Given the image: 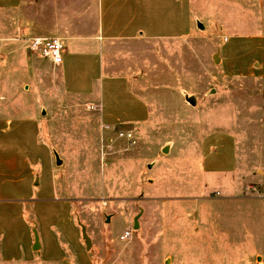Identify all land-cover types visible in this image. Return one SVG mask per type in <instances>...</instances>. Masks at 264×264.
Wrapping results in <instances>:
<instances>
[{"label": "rangeland", "instance_id": "rangeland-1", "mask_svg": "<svg viewBox=\"0 0 264 264\" xmlns=\"http://www.w3.org/2000/svg\"><path fill=\"white\" fill-rule=\"evenodd\" d=\"M11 2L0 0V4ZM98 3L21 0L16 11H0V115L8 114L9 119L33 115L50 127L64 151L56 147L62 159L59 186L92 244L88 254L93 260H79L71 216L55 205L58 224L66 232H50L39 220L46 257L61 264H264V78L226 77L215 57L228 36L264 34V0H191L195 23L190 37L107 45L104 59L110 72L129 76L136 92L155 102V124L144 134L133 132L134 147L119 137L129 130L103 135L97 117L86 115L87 108L80 115L69 113L55 67L29 54L25 46L26 39L43 34L62 37L71 52L81 44L72 36L95 34ZM9 23L16 33L8 36ZM229 38L230 45L237 42ZM251 48L247 52L243 47L244 55L235 62L243 70L264 58ZM217 126L237 135L238 169L219 182L227 184L221 186L224 189L209 185L200 202L176 201L174 189L191 187L182 183L183 138ZM39 140L51 147L43 135ZM169 141L174 148L165 154L162 148ZM37 158L32 165H40V172L49 175L44 153ZM43 188L42 193H29L16 202V248L27 242L24 225L33 219L35 206L38 213L47 214L50 207L45 205L53 203L54 191L48 184ZM6 196L0 193V198ZM4 208L0 201V215ZM126 231H132V237L121 241ZM187 232L192 242L184 240ZM81 242L86 249L82 234ZM8 243L0 228V258ZM183 252L188 259L169 260Z\"/></svg>", "mask_w": 264, "mask_h": 264}, {"label": "crops", "instance_id": "crops-1", "mask_svg": "<svg viewBox=\"0 0 264 264\" xmlns=\"http://www.w3.org/2000/svg\"><path fill=\"white\" fill-rule=\"evenodd\" d=\"M20 6L21 0H14L13 3L7 4L1 3L0 11L6 13L16 11ZM97 13L98 23L95 34L88 37L72 36L70 38L72 41L81 44L75 46L71 52L67 47L63 64L55 67L58 76L61 77V91L64 94L62 101L66 102L63 104L68 106L69 113L72 112L75 115H80L87 108L89 112L86 115L97 117L103 135L115 134L118 130L137 131L142 134L155 124V102L145 100L139 95L132 87L129 76L111 73L108 63L105 62L104 52L111 42L132 41L139 38L153 41H178L190 37L195 23H193L191 0H99ZM8 26L6 35L16 33L13 24L9 23ZM19 29L22 31V28ZM38 36L45 35L38 34ZM231 36L237 42L230 45L229 37ZM231 36L222 40L221 46L223 43L226 44L220 47L215 56L223 74L229 78L263 79L264 58H261V62L252 61L244 70L235 62L239 63V58L244 55L241 54L242 48L245 46L247 52H251V46H254L253 50L262 57L264 34L239 33ZM252 42L258 44H252ZM92 107L94 109H91ZM9 118L11 117L8 114L0 115V193L7 195L6 198H0V201L5 202V208L0 215V228L9 238L8 248L3 250L0 264H33L34 262L61 264L56 261L53 263L51 260L54 258L46 257L47 247L44 244L42 226L40 227L39 222L41 220L44 227H49L50 232L53 230L61 231L60 233L66 232L58 224V207H63L71 216V225L79 247L78 259L93 260L87 248H83L82 226L73 216L71 202L63 196L62 187L59 186L61 178L57 173L62 165V159L56 147L61 151L63 149L56 142L55 135L50 127L42 124L36 116ZM41 135L51 147L38 143ZM183 143L182 157H179V160L183 164L186 175L182 177V183L191 187L174 189L173 199L176 201L191 199L195 201L193 203H198L208 194L209 185H216V189H224L221 186L227 184L223 185L219 182L232 176L238 169L236 154L238 139L236 133L230 128L225 130L217 126L210 131L206 128L203 132H199L197 137L183 138ZM168 144L170 146L162 148L165 154L171 153L174 148L173 141H169ZM41 151L48 161L49 175L40 172L38 169L40 165L35 167L32 165L38 163L37 157ZM45 184L54 191L51 198L53 203L45 205L50 207L47 214L42 211L38 213V206H35L33 219L29 225L26 222L24 225L27 242L20 243L22 246L19 245V248H16L14 245L16 235L14 213L18 210L15 206L16 202L26 199L25 196L29 193H32V196L33 193H42ZM136 220H138V227L136 222L135 227L138 229L139 217ZM184 221L188 224L189 219ZM187 233L189 236L187 238L184 236V240L192 242L189 232ZM14 249L16 253L10 254L9 250ZM169 257V260H182L188 259L189 255L183 252L181 255L174 254ZM81 264L85 263L81 262Z\"/></svg>", "mask_w": 264, "mask_h": 264}, {"label": "built area", "instance_id": "built-area-1", "mask_svg": "<svg viewBox=\"0 0 264 264\" xmlns=\"http://www.w3.org/2000/svg\"><path fill=\"white\" fill-rule=\"evenodd\" d=\"M25 46L34 56L52 64L54 67L63 64L64 55L67 51L66 40L58 36H36L25 40ZM91 109H94L92 107ZM119 137L125 139L130 147L137 144L133 132H121ZM132 231H126L120 238L121 241L131 239Z\"/></svg>", "mask_w": 264, "mask_h": 264}, {"label": "water", "instance_id": "water-1", "mask_svg": "<svg viewBox=\"0 0 264 264\" xmlns=\"http://www.w3.org/2000/svg\"><path fill=\"white\" fill-rule=\"evenodd\" d=\"M189 102L193 105H195V100L193 98L189 99ZM136 226L138 227V220H136ZM82 233H83V239L85 241V244L87 246V250H90L92 244H91V239L89 238L87 231H86V227L83 226L82 227Z\"/></svg>", "mask_w": 264, "mask_h": 264}]
</instances>
